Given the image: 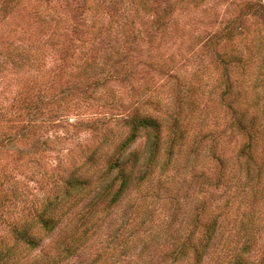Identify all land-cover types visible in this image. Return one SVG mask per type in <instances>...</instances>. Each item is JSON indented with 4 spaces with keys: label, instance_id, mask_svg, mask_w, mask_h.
Here are the masks:
<instances>
[{
    "label": "rangeland",
    "instance_id": "rangeland-1",
    "mask_svg": "<svg viewBox=\"0 0 264 264\" xmlns=\"http://www.w3.org/2000/svg\"><path fill=\"white\" fill-rule=\"evenodd\" d=\"M263 172L264 0H0V252L56 202L19 264H264Z\"/></svg>",
    "mask_w": 264,
    "mask_h": 264
},
{
    "label": "trees",
    "instance_id": "trees-1",
    "mask_svg": "<svg viewBox=\"0 0 264 264\" xmlns=\"http://www.w3.org/2000/svg\"><path fill=\"white\" fill-rule=\"evenodd\" d=\"M159 12H160L159 8L158 9L148 8L147 16L151 17L154 15L157 18L159 16ZM155 21H156V19H155ZM153 23H155V22L153 21ZM224 60H227L226 56H225ZM224 75L228 80H230L228 74L225 73ZM235 80H233V81H235ZM129 126H130L129 128L131 129V134L126 139L124 144L120 147L116 161L114 163H112L110 165V168H109V170H112L114 172H118L117 180H121V184H120V187L118 189V192L115 194L114 198L111 201V204H115V205L118 204V202L121 200L123 195L129 189V179H130L129 177L132 175V171L129 172V174H127L126 169L128 168V166L130 168V169L128 168L129 170L134 169V167H133L134 164H132L133 161H131L130 164L128 165L127 162H125V159H122V156L125 154L126 150L135 141H137L139 134L142 131H146V133L148 135H150L149 133H156L160 128V124L157 120L152 119L151 117H148V116L139 117L138 114L136 115V117H133L129 121ZM159 149H160L159 145L155 144V146H154L155 151L153 152L151 163L146 168L149 176L151 175L152 169H154V164L156 163V159L158 157ZM173 152H174V150L172 148L169 154H173ZM168 162L170 164L171 160H169ZM169 164L166 162L162 170L165 171ZM263 174H264V172H263ZM263 180H264V178H263ZM261 182L263 183L262 175L259 176V180L256 183L257 188H256V191L254 193L255 203L257 204V206L259 208L262 205V203H261V196H262ZM82 185H83V183L81 181H79L77 184H74L73 187L78 188V187H81ZM245 205H247L249 207V202L246 203ZM58 214H59L58 213V206H57L56 202H54V203L49 202L46 204L45 210H43V212L40 215H37V219L35 220L34 224L32 223L30 226L24 225V226H21L20 228H16L15 233H14V235H15L14 236V239H15L14 248H7L6 249L7 251H1L0 252V264H19L20 259L17 260V256L21 253V252L19 253V250H18L19 246L22 245V246H26V247L31 248V249L36 248L38 246V243L33 237L34 230H36L38 227L40 229H45L47 232L52 231L53 228H55V224L58 221L57 216H60ZM94 218L95 217H93L91 215L89 220L87 221V224H92ZM211 238H212V233H211V235H208L206 233L204 234V238H203L204 242L200 246V249L202 248V250H197V252H198L197 253L198 263L202 260V258L204 256L203 255L204 249L207 248L208 242L210 240H212ZM255 240L256 239L254 238V239H247V241H245V243H244L245 252L250 253V251L253 250V248L255 246V244H254ZM187 255H188V252L186 251L185 256H187ZM231 259H232V261L230 263H232L233 261H235V264H242L243 263L242 257H239V259L236 260V256L233 255V257H231Z\"/></svg>",
    "mask_w": 264,
    "mask_h": 264
}]
</instances>
